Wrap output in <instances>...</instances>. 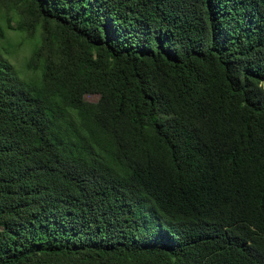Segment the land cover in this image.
Returning a JSON list of instances; mask_svg holds the SVG:
<instances>
[{
	"label": "trees",
	"instance_id": "trees-1",
	"mask_svg": "<svg viewBox=\"0 0 264 264\" xmlns=\"http://www.w3.org/2000/svg\"><path fill=\"white\" fill-rule=\"evenodd\" d=\"M0 3V264H264V0Z\"/></svg>",
	"mask_w": 264,
	"mask_h": 264
},
{
	"label": "rangeland",
	"instance_id": "rangeland-1",
	"mask_svg": "<svg viewBox=\"0 0 264 264\" xmlns=\"http://www.w3.org/2000/svg\"><path fill=\"white\" fill-rule=\"evenodd\" d=\"M7 18L11 20L13 27H16L18 18H21L17 10L10 8V5L0 3V25L6 30V39L0 40V46L7 50L8 55L6 57L12 64L14 71L20 78H26L27 70L26 64L29 61L32 51V40L26 35L16 31H11L7 28ZM88 101L95 102L98 100V96H88Z\"/></svg>",
	"mask_w": 264,
	"mask_h": 264
}]
</instances>
